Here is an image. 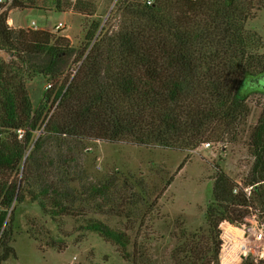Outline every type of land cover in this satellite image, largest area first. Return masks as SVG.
Masks as SVG:
<instances>
[{
  "label": "trees",
  "instance_id": "obj_1",
  "mask_svg": "<svg viewBox=\"0 0 264 264\" xmlns=\"http://www.w3.org/2000/svg\"><path fill=\"white\" fill-rule=\"evenodd\" d=\"M89 1L53 0V6L58 12L89 17ZM145 1H117L113 22L100 29L86 53V47L78 52L73 75L50 92L54 108L49 115L44 104L31 108L23 73L21 77L12 60L0 61V262L15 258L7 245L10 224L2 228L12 202L28 194L50 216L67 213L55 199L52 208L43 204L49 193L61 196L51 183L37 192L25 190L32 176L26 160L33 157L39 141L192 150L215 131L219 137L231 132L235 138L248 115L246 95L254 90L264 94V56L257 53L261 43L244 29L252 11L264 10V0ZM14 8L31 9L33 4L11 0L0 11V52L22 64L25 54L63 58L70 46L66 37L7 26L8 11ZM96 29L89 27L85 38L91 40ZM247 147L253 161L243 187H251L249 196L215 168L211 202L204 213L212 245L210 263L217 264L220 223L240 226L256 205L264 222V107L248 132ZM18 171L19 178H14ZM84 228L116 246L127 259L129 242L122 232L95 220H87ZM241 264L264 263L245 258Z\"/></svg>",
  "mask_w": 264,
  "mask_h": 264
},
{
  "label": "rangeland",
  "instance_id": "obj_2",
  "mask_svg": "<svg viewBox=\"0 0 264 264\" xmlns=\"http://www.w3.org/2000/svg\"><path fill=\"white\" fill-rule=\"evenodd\" d=\"M16 1L32 2L33 8L8 11L7 26L45 30L66 37L70 43L63 58L49 53L25 54L23 64L0 52V61L6 64L12 60L21 77L23 73L31 108L35 110L39 103L44 104V112L49 115L54 108L50 92L73 75L79 63L72 61L78 52L86 47V53L100 29L113 22L111 17L118 0H90L93 13L89 17L71 11L58 12L53 0ZM10 2L0 0V11ZM252 13L244 29L259 38L261 48L257 53L264 56V10ZM94 25L97 29L87 40L85 32ZM245 104L248 115L235 138L230 137L231 132L219 137L215 131L208 135L209 140L192 150L52 138L39 141L33 157L26 160L32 176L31 185L25 186V190L37 192L51 183L50 188L61 196L49 193L43 204L52 208L55 199L67 208V213L50 216L25 193L21 202H12L2 228L10 224L7 245L15 258L9 257L0 264H200L196 256L204 258L203 264H214L210 263L212 245L204 213L211 202L215 168L236 186L246 183L253 161L247 136L264 107V94L249 92ZM38 135L39 131L34 133L35 137ZM19 176V171L13 175ZM258 208L256 205L250 211L256 218ZM247 219L251 220L250 216ZM87 220L122 232L129 242L124 250L127 259L122 258L116 246L86 230ZM237 227L225 222L218 225L217 264H241L243 259L238 258L234 245L235 238L240 237L234 229ZM250 245L247 258L252 259L257 245Z\"/></svg>",
  "mask_w": 264,
  "mask_h": 264
},
{
  "label": "built area",
  "instance_id": "obj_3",
  "mask_svg": "<svg viewBox=\"0 0 264 264\" xmlns=\"http://www.w3.org/2000/svg\"><path fill=\"white\" fill-rule=\"evenodd\" d=\"M150 3V0L145 1L146 5H150ZM57 27L58 25L56 26V29ZM17 134L18 137H20L19 130L17 131ZM237 187L241 188L245 196H249L251 187H243L239 183L237 184ZM234 192H236V189H234ZM250 218L251 220L245 218L243 223L238 226L237 229L234 228L240 233L238 240L234 237V241L236 242L234 245L237 246L238 258L245 259L250 257V249L252 247L250 244H256L255 254L252 259L264 263V222L256 218L254 214H251Z\"/></svg>",
  "mask_w": 264,
  "mask_h": 264
},
{
  "label": "crops",
  "instance_id": "obj_4",
  "mask_svg": "<svg viewBox=\"0 0 264 264\" xmlns=\"http://www.w3.org/2000/svg\"><path fill=\"white\" fill-rule=\"evenodd\" d=\"M7 21H8V19H7Z\"/></svg>",
  "mask_w": 264,
  "mask_h": 264
}]
</instances>
